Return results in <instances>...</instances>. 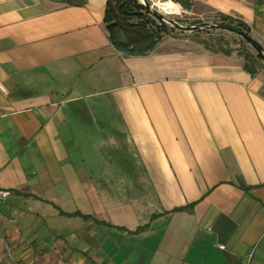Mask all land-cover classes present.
Instances as JSON below:
<instances>
[{"label": "crops", "instance_id": "obj_1", "mask_svg": "<svg viewBox=\"0 0 264 264\" xmlns=\"http://www.w3.org/2000/svg\"><path fill=\"white\" fill-rule=\"evenodd\" d=\"M173 1L264 45V0ZM106 2L0 0V264H264V69L126 55Z\"/></svg>", "mask_w": 264, "mask_h": 264}, {"label": "trees", "instance_id": "obj_2", "mask_svg": "<svg viewBox=\"0 0 264 264\" xmlns=\"http://www.w3.org/2000/svg\"><path fill=\"white\" fill-rule=\"evenodd\" d=\"M104 19L110 40L114 47L126 55H146L156 47L162 40V31L156 26L154 30L148 26V18L145 15L151 14L150 10L138 0H107ZM134 17L140 18L142 23L132 21ZM154 16V15H153ZM161 25H169L159 20ZM244 26L245 32L250 30ZM218 45V44H217ZM205 48L215 53L232 55L234 50L227 45L220 44L217 48L206 45ZM239 57L244 58L243 68L246 72L255 75L263 69L256 57L247 49L239 48Z\"/></svg>", "mask_w": 264, "mask_h": 264}, {"label": "rangeland", "instance_id": "obj_3", "mask_svg": "<svg viewBox=\"0 0 264 264\" xmlns=\"http://www.w3.org/2000/svg\"><path fill=\"white\" fill-rule=\"evenodd\" d=\"M156 1L158 0H145L146 3H148V5L156 10L157 12H159V14H162L166 17H170L174 20H178L180 22H182L184 25H188L190 23H198V22H211V23H215V24H224V25H228L231 27H236L238 29H241L243 31H245L244 26L242 25L241 21L237 18H231L230 16H225L223 14H220L210 10L209 8H205L204 10H201V12H186L181 8V13L179 15H169L166 14L164 11H162L157 5H156ZM161 1V0H159ZM172 2H174L173 0H171ZM146 18H148V26L150 28H152V30L155 29L156 26L160 27V30L162 31V38H169V39H174L175 41H179L181 43H183L184 46H200V47H204L206 45H209L211 47L217 48L218 45L220 44H224L227 45L228 47L232 48L234 50L232 55H236L239 56V48H243V49H247L248 51L251 52L252 55H254V57H256V59L258 60V62L260 63V65L263 67L264 69V57L262 58L258 52L255 50V48L253 47V45L251 43H248L243 36H241L240 34L236 33V32H231L225 29H217V28H210V27H205V28H200V29H194V30H184V29H178V28H174L171 26L168 27H164L163 25H161L160 21L158 18L154 17L151 14H146L145 15ZM132 21L134 22H140L142 23V20L140 18L134 17ZM247 28V27H246ZM250 35V31L248 32ZM218 44V45H217ZM241 58V57H239ZM244 62V58H241ZM81 106L82 109H85V106L83 105L82 102ZM91 103V102H89ZM97 117V116H96ZM85 118V117H84ZM87 118V117H86ZM114 121H117V119H114ZM88 156V155H87ZM139 178V177H138ZM138 178H124L127 185H130L129 181L130 180H134L137 181Z\"/></svg>", "mask_w": 264, "mask_h": 264}, {"label": "water", "instance_id": "obj_4", "mask_svg": "<svg viewBox=\"0 0 264 264\" xmlns=\"http://www.w3.org/2000/svg\"><path fill=\"white\" fill-rule=\"evenodd\" d=\"M140 3H142L144 6H146L150 12L154 15V17L158 18L159 20L164 21L165 23H167L169 26L174 27V28H178V29H184V30H194V29H200V28H205V27H210V28H217V29H225L231 32H236L238 34H240L241 36H243V38L248 42L251 43L253 45V47L255 48V50L258 52V54L263 58L264 57V45H262L261 43H259L252 35H250L249 33H246L245 31L238 29L236 27H231L228 25H224V24H215V23H211V22H198V23H190L188 25H184L182 22L178 21V20H174L170 17H166L162 14H159V12H157L156 10L152 9L148 3L145 2V0H138Z\"/></svg>", "mask_w": 264, "mask_h": 264}, {"label": "bare ground", "instance_id": "obj_5", "mask_svg": "<svg viewBox=\"0 0 264 264\" xmlns=\"http://www.w3.org/2000/svg\"><path fill=\"white\" fill-rule=\"evenodd\" d=\"M155 3L166 14L176 16L181 13L180 5L176 2H172L171 0H158Z\"/></svg>", "mask_w": 264, "mask_h": 264}, {"label": "built area", "instance_id": "obj_6", "mask_svg": "<svg viewBox=\"0 0 264 264\" xmlns=\"http://www.w3.org/2000/svg\"><path fill=\"white\" fill-rule=\"evenodd\" d=\"M11 195V191L9 189H5L3 187H0V203L6 201L9 196ZM221 248H224V246H220Z\"/></svg>", "mask_w": 264, "mask_h": 264}]
</instances>
